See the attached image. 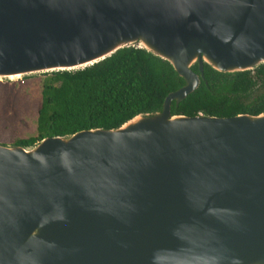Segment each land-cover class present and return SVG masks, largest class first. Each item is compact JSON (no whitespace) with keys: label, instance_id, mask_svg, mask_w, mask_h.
Returning <instances> with one entry per match:
<instances>
[{"label":"water","instance_id":"1","mask_svg":"<svg viewBox=\"0 0 264 264\" xmlns=\"http://www.w3.org/2000/svg\"><path fill=\"white\" fill-rule=\"evenodd\" d=\"M125 46L183 85L115 128L0 145V264L264 263V113H170L203 63H264V0H0V79Z\"/></svg>","mask_w":264,"mask_h":264},{"label":"trees","instance_id":"2","mask_svg":"<svg viewBox=\"0 0 264 264\" xmlns=\"http://www.w3.org/2000/svg\"><path fill=\"white\" fill-rule=\"evenodd\" d=\"M197 72V64L191 65ZM203 78L171 114L230 117L264 113V63L251 70L221 72L206 63ZM36 113V134L13 145L30 147L43 137L89 128L110 129L136 114L158 111L167 93L183 85L171 65L137 46L116 49L75 70L46 72Z\"/></svg>","mask_w":264,"mask_h":264},{"label":"rangeland","instance_id":"3","mask_svg":"<svg viewBox=\"0 0 264 264\" xmlns=\"http://www.w3.org/2000/svg\"><path fill=\"white\" fill-rule=\"evenodd\" d=\"M45 72L0 79V145L36 134V113Z\"/></svg>","mask_w":264,"mask_h":264},{"label":"bare ground","instance_id":"4","mask_svg":"<svg viewBox=\"0 0 264 264\" xmlns=\"http://www.w3.org/2000/svg\"><path fill=\"white\" fill-rule=\"evenodd\" d=\"M19 74L14 73V74H8L7 76H9L8 78H10L9 80H13L12 78H15L16 76H18ZM14 76V77H13Z\"/></svg>","mask_w":264,"mask_h":264},{"label":"flooded vegetation","instance_id":"5","mask_svg":"<svg viewBox=\"0 0 264 264\" xmlns=\"http://www.w3.org/2000/svg\"><path fill=\"white\" fill-rule=\"evenodd\" d=\"M261 264H264V263H261Z\"/></svg>","mask_w":264,"mask_h":264}]
</instances>
